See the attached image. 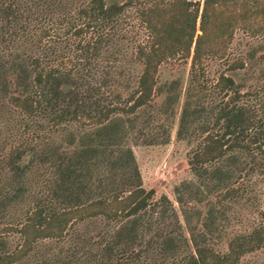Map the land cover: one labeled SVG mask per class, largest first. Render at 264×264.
<instances>
[{
  "label": "trees",
  "instance_id": "16d2710c",
  "mask_svg": "<svg viewBox=\"0 0 264 264\" xmlns=\"http://www.w3.org/2000/svg\"><path fill=\"white\" fill-rule=\"evenodd\" d=\"M238 30L264 38V0H0V113L14 137L0 146V264L71 234L83 235L58 253L62 264H258L247 257L264 250V204L226 251L212 245L228 201L255 202L264 180V82L251 83L264 47L233 57ZM130 53L142 65L133 88ZM175 60L190 64L185 89L159 85ZM216 60L230 62L214 77ZM163 91L161 115L179 103L177 136L190 145L179 209L146 188L130 141L169 142L167 123L150 135L156 117H142ZM74 122L94 129L79 134Z\"/></svg>",
  "mask_w": 264,
  "mask_h": 264
},
{
  "label": "rangeland",
  "instance_id": "374dc122",
  "mask_svg": "<svg viewBox=\"0 0 264 264\" xmlns=\"http://www.w3.org/2000/svg\"><path fill=\"white\" fill-rule=\"evenodd\" d=\"M82 1V0H81ZM261 46L264 47V38L253 37L247 35L244 31L238 30L236 33V39L234 40L233 48L235 55H245V53L250 52L253 48L260 49ZM132 50V47L129 48ZM244 52V53H241ZM261 54H264V49L258 52L259 59ZM259 64L257 69L251 76L254 77L251 83L257 84L264 82V62L257 60ZM230 62V61H229ZM226 60H216L211 61L209 70L212 76L217 77L219 73L225 70L229 64ZM124 64L128 69L126 80L124 84L131 81V86L133 88L136 85V76L142 69V65L138 62L132 53L125 59ZM190 71V64H185L183 61H171L161 66L159 72V85L163 86L171 80H180L185 89L187 85L188 77ZM133 74V75H132ZM235 74V73H234ZM135 75V76H134ZM134 76V77H132ZM237 77V75L235 74ZM130 79V80H129ZM261 80V81H259ZM129 84V83H128ZM131 88V90H132ZM124 90V89H123ZM124 95H128V92L123 91ZM167 93L163 91L159 97L156 98V106L148 110V113L156 117L152 125V130L150 135H159L162 130L159 131L158 126L165 122L171 130V138L167 143L158 144H144L142 141H138L131 135V145L133 146L139 167L142 172L144 179V184L147 189L155 190V197L159 198L161 195L166 194L175 203L177 209H179V204L176 202L175 188L179 183L184 180L193 178L191 168L188 164V151L190 150V145L187 142L180 141L178 134L179 128V103L175 106V116L167 119L166 115H161L162 106H164L165 96ZM147 116V115H145ZM162 121V122H161ZM68 129L78 132L79 134L84 133L86 130L94 129L88 124L82 123H71L67 125ZM13 130L11 123L7 121L5 114L0 113V146L5 145L10 147V141H12L11 134ZM56 136V135H55ZM60 134H58V137ZM197 141L192 143L193 147L196 146ZM255 202H249L248 198H237L232 201H228V221L225 222V226L222 231L216 233V238L212 241V245L220 251H226L228 249L229 240L237 233L247 232L252 229L255 222L259 218V206L264 204V180L260 178L256 187L254 188ZM30 200H28L22 206V213L28 208ZM195 204V203H194ZM197 209L202 216H205L209 209V202L204 201L203 203H196ZM20 214V213H19ZM92 226L93 234H84L86 237L96 235V230L94 223H90ZM3 224H0V229ZM85 227L84 224H80L79 228L83 231ZM83 234H71L63 242H55L52 240L41 241L38 246L37 253L32 252L27 258L18 264H38L39 260L49 259L51 264H62V258L57 261L58 253L62 250H66L79 236ZM90 235V236H89ZM8 239L11 241L12 247L17 245L20 241L19 234H7ZM75 238V240H74ZM248 259L255 260L258 264H264V250L259 251L256 254L250 255Z\"/></svg>",
  "mask_w": 264,
  "mask_h": 264
}]
</instances>
